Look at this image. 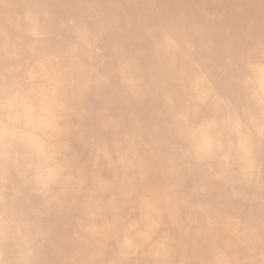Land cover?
<instances>
[{
    "label": "bare ground",
    "instance_id": "bare-ground-1",
    "mask_svg": "<svg viewBox=\"0 0 264 264\" xmlns=\"http://www.w3.org/2000/svg\"><path fill=\"white\" fill-rule=\"evenodd\" d=\"M0 264H264V0H0Z\"/></svg>",
    "mask_w": 264,
    "mask_h": 264
}]
</instances>
